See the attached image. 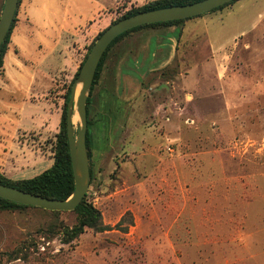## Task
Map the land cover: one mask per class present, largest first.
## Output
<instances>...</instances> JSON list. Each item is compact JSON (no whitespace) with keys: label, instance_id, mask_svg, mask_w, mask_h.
<instances>
[{"label":"rangeland","instance_id":"rangeland-1","mask_svg":"<svg viewBox=\"0 0 264 264\" xmlns=\"http://www.w3.org/2000/svg\"><path fill=\"white\" fill-rule=\"evenodd\" d=\"M151 1L74 0L81 11L70 9L68 28L86 29L106 8L77 46L80 59L113 21ZM163 57L170 62L156 69ZM73 77L60 74L48 94L60 112ZM43 109L27 114L46 117ZM89 111L87 194L108 229L65 244L41 230L73 226L74 211H0V264H264V0L127 35L108 53ZM56 134L23 133L20 155L52 158ZM32 242L20 250L27 259L8 261Z\"/></svg>","mask_w":264,"mask_h":264},{"label":"crops","instance_id":"crops-1","mask_svg":"<svg viewBox=\"0 0 264 264\" xmlns=\"http://www.w3.org/2000/svg\"><path fill=\"white\" fill-rule=\"evenodd\" d=\"M72 7L75 13L81 11V6L74 5V0L20 2L0 74V171L10 179L32 178L52 166L53 155L43 161L38 156L25 158L24 153L21 156L20 135L50 128L58 132L61 112L55 109L48 94L60 74L73 71L75 75L86 55L80 59L77 46L86 43L88 34L99 31L105 21L101 13H105L106 8H102L94 19L96 21L87 23L86 29L68 28ZM169 62L170 58L163 57L156 69ZM29 105L44 106L46 117L27 114ZM52 116H56L55 130L51 125Z\"/></svg>","mask_w":264,"mask_h":264},{"label":"trees","instance_id":"trees-1","mask_svg":"<svg viewBox=\"0 0 264 264\" xmlns=\"http://www.w3.org/2000/svg\"><path fill=\"white\" fill-rule=\"evenodd\" d=\"M198 1H201V0H154V1L148 2L147 4L143 6L131 9L123 17L113 21L111 24L115 23L116 21L122 18L131 16V15H134L140 12L169 7V6L185 5V4L195 3ZM236 1L237 0H232L224 4L223 6H220L210 12L223 9L229 5H232ZM20 2L21 0H19V4H18L16 13H15V16H14L13 22L10 26V29L6 35L4 42L2 43L0 47V74L3 71L4 57L7 53V50L11 42V34L17 22V14H18V8L20 5ZM204 14L206 15L207 13H204ZM204 14L198 15L196 17L203 16ZM196 17L138 26L116 37L106 49L104 55L102 56L98 64V67H97V70L94 76L93 84L90 88L88 99H87L88 131H87L86 143H87L90 174H91L90 184L93 183L94 173H93V168L90 162V158L92 154H91L89 127L92 124V121L90 119L89 106L91 104L92 91L94 87L98 84L101 78V74L103 72L108 53L124 37H126L127 35L131 33H134L135 31L139 29L160 28V27H169V28L173 27L174 29H177L185 21L194 19ZM103 31H101L97 35L95 40L89 46L88 51L83 61L81 62L77 72L75 73L72 81L70 82L68 90L65 93L64 104L62 106V111H61V120L59 124V130L56 134V142H55L54 149H53L54 162L52 166L32 178L18 179V180H13V179L8 178L0 171V183L1 184L7 185L13 188H17L25 192H29V193H33V194L40 195L43 197L51 198V199H57V200L68 199L73 194L75 190V179H74V174H73V167H72L71 155H70V146H69V140H68V135H67V119H68L67 103L71 95L72 84L78 77L84 62L92 49V46L94 45L95 41L99 38V36L103 33ZM29 208H40V207L20 204V203H16V202L0 197V211H16L20 209H29ZM40 209H43V208H40ZM43 210H46V209H43ZM46 211L51 212L52 214H55V215H58L60 213V211H51V210H46ZM73 211L77 214V221L73 226L71 227L65 226L61 222L56 221L52 223L51 225H49L48 228L41 230L42 237L49 239L53 237L52 234L56 235L57 233H61L62 242L65 244H68L74 241L75 239H77L88 228L96 232H103L108 229L103 224V217H102L101 211L97 207H95L94 204L88 199V194L84 197L81 203ZM30 245L36 246V242H32L29 245L25 244L21 248H18V249L13 250L12 252H9L8 258H7L8 261H13L17 259H27V256L22 255L20 250L23 251L25 249H29Z\"/></svg>","mask_w":264,"mask_h":264},{"label":"water","instance_id":"water-1","mask_svg":"<svg viewBox=\"0 0 264 264\" xmlns=\"http://www.w3.org/2000/svg\"><path fill=\"white\" fill-rule=\"evenodd\" d=\"M232 0H201L195 3L169 6L140 12L122 18L107 27L95 41L81 70L72 85L67 103V135L70 146L71 162L75 179V190L65 200L51 199L25 192L0 183V197L29 206H36L51 211H73L88 193L91 181L89 157L87 150V99L98 64L111 42L122 33L138 26L181 20L208 13ZM19 0H5L0 16V47L13 22ZM81 85L76 99L77 86ZM75 111L80 122L74 123Z\"/></svg>","mask_w":264,"mask_h":264},{"label":"built area","instance_id":"built-area-1","mask_svg":"<svg viewBox=\"0 0 264 264\" xmlns=\"http://www.w3.org/2000/svg\"><path fill=\"white\" fill-rule=\"evenodd\" d=\"M169 150H170V148H169Z\"/></svg>","mask_w":264,"mask_h":264}]
</instances>
